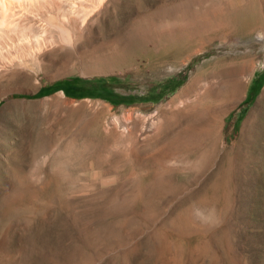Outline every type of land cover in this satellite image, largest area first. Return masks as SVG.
<instances>
[{"label":"rangeland","instance_id":"374dc122","mask_svg":"<svg viewBox=\"0 0 264 264\" xmlns=\"http://www.w3.org/2000/svg\"><path fill=\"white\" fill-rule=\"evenodd\" d=\"M69 2L0 34V264H264V0Z\"/></svg>","mask_w":264,"mask_h":264},{"label":"bare ground","instance_id":"6f19581e","mask_svg":"<svg viewBox=\"0 0 264 264\" xmlns=\"http://www.w3.org/2000/svg\"><path fill=\"white\" fill-rule=\"evenodd\" d=\"M105 0H92L89 3H86L84 0H70V2L68 3L70 8L69 11L66 13L64 17L62 18L64 21V24L66 23L71 30H73L74 33H78L80 32L82 26L88 22H90L92 20L93 17H95V14L97 12V10H99V8L101 7V5L104 3ZM107 1V0H106ZM68 2V0H36L35 3L29 4L28 6L24 7V10L19 11L18 9L15 11L14 8L11 6L12 1L11 0H0V34L1 35H5L6 38H8V35H15L18 36L19 38H24L26 36V33L28 31H31L34 23L36 22V24L38 25L39 23H37V19H39L40 17H38V13H35V11L38 10H43V9H49L51 10H61L63 7V4H66ZM29 3V2H28ZM24 5V4H23ZM22 5V6H23ZM40 12V11H39ZM32 18H31V15ZM97 15V14H96ZM93 22V21H92ZM42 24H46L45 23H41ZM66 25V26H67ZM42 27V26H41ZM46 27V25L44 26ZM84 27V26H83ZM42 31V30H41ZM44 33V32H43ZM46 34V33H44ZM43 34V35H44ZM79 34V33H78ZM47 36V35H44ZM80 37V36H79ZM5 38V39H6ZM27 38V37H26ZM56 37L53 38V36L49 35L46 39H43L41 41H35L33 48L35 49H40L41 47H43L42 45L45 44H55L59 46V40L55 39ZM41 39V38H40ZM62 40V39H61ZM69 42V40H68ZM23 43V42H21ZM64 43V42H63ZM73 43V41H72ZM71 43V44H72ZM62 44V43H61ZM54 45V46H55ZM63 46V45H62ZM22 49V48H21ZM26 49V48H25ZM30 51V49H29ZM39 51V50H38ZM107 53V52H106ZM109 57H111L109 55ZM98 60V59H97ZM96 60V61H97ZM101 60V59H100ZM248 61V60H247ZM1 62V61H0ZM5 65V61H2ZM12 62V61H11ZM9 63V62H8ZM8 63L6 64L8 66ZM250 63V62H249ZM253 63V62H252ZM11 64V63H10ZM9 64V65H10ZM13 64V63H12ZM11 64V65H12ZM95 64V63H94ZM244 64H246V62H244ZM4 65L0 66V69H2ZM140 65V64H139ZM248 65V64H247ZM87 66V64H86ZM253 66V64H252ZM244 67H246V65H242L238 72L235 71V73H228L227 76H223V95L221 97H224V99H227V101H231L233 99H236L235 97H237L242 91H244V89L247 86V83L251 81V77L250 75L252 73H254V67H250V70L248 71V73H244ZM5 68V67H4ZM8 68V67H6ZM134 68V67H133ZM235 69V68H234ZM8 70V69H7ZM210 70V69H209ZM208 70V71H209ZM3 71L4 70H0ZM234 71V70H233ZM2 72V73H3ZM212 72V70H211ZM206 72H203V75L206 76L205 74ZM210 73V72H209ZM221 75V74H220ZM222 76V75H221ZM201 77V76H200ZM220 77V76H219ZM222 77H220L221 79ZM208 79V78H206ZM222 80V79H221ZM220 80V81H221ZM213 82V81H212ZM213 85V84H212ZM208 86V84H207ZM206 86L205 91L203 92L204 95L206 96L207 100H211V99H216L217 100V95H219V91L217 90L218 87H210ZM205 88V87H204ZM221 90V89H220ZM202 95V93H201ZM264 98V88L262 91V94L259 98V101H261V99ZM202 99V98H200ZM207 102V101H206ZM211 102V101H209ZM205 103V101H204ZM212 103V102H211ZM221 103V102H220ZM206 104V103H205ZM208 104V102H207ZM213 104V103H212ZM211 104V106H212ZM259 103H257L258 105ZM257 105L254 107L253 111L250 113L249 116L253 115L255 111L258 110ZM210 106V105H209ZM217 106V105H216ZM219 106V104H218ZM217 106V107H218ZM205 107V106H204ZM214 107V106H213ZM213 107H210L213 109ZM214 109H216V107H214ZM213 109V111H214ZM257 109V110H256ZM208 110V109H207ZM182 111V109H181ZM206 111V110H205ZM228 111V105L223 108V114H222V118H224V115L227 114ZM183 112V111H182ZM184 113V112H183ZM206 113V112H205ZM214 113V112H213ZM218 113V112H217ZM220 113V112H219ZM258 113V112H257ZM202 116V115H201ZM218 116V115H217ZM212 114L209 115V119L206 118V121L204 123L201 124L202 128L207 130V131H211L214 130V119L215 117ZM173 117V116H172ZM187 117V116H186ZM176 118V117H175ZM198 118V117H197ZM253 118V117H252ZM221 119V118H220ZM250 119V118H249ZM199 120V118H198ZM251 120V119H250ZM177 121V120H176ZM217 121V120H216ZM215 121V122H216ZM249 121V120H248ZM257 121V120H256ZM179 123V122H178ZM217 123V122H216ZM219 125V124H218ZM176 126V125H175ZM217 126V125H216ZM220 126V125H219ZM256 127V126H255ZM257 128V127H256ZM191 129V128H190ZM200 129V128H199ZM253 129V128H252ZM216 131V130H215ZM219 131V130H218ZM177 133V132H176ZM207 133V132H206ZM246 133V132H245ZM220 134V133H219ZM222 134V133H221ZM205 139V138H204ZM200 140V139H199ZM178 141V140H177Z\"/></svg>","mask_w":264,"mask_h":264},{"label":"trees","instance_id":"16d2710c","mask_svg":"<svg viewBox=\"0 0 264 264\" xmlns=\"http://www.w3.org/2000/svg\"><path fill=\"white\" fill-rule=\"evenodd\" d=\"M68 80H71V79H68ZM64 84H65V81H64ZM53 89H54V86H49V87L46 88V90H53ZM43 91H44V90L37 92V93L35 94V96L42 95V92H43Z\"/></svg>","mask_w":264,"mask_h":264}]
</instances>
